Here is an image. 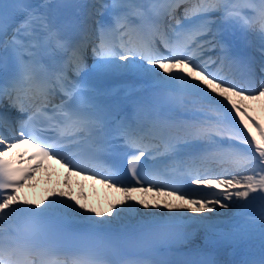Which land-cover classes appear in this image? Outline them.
<instances>
[{
  "label": "snow or ice",
  "instance_id": "snow-or-ice-1",
  "mask_svg": "<svg viewBox=\"0 0 264 264\" xmlns=\"http://www.w3.org/2000/svg\"><path fill=\"white\" fill-rule=\"evenodd\" d=\"M256 111L264 0H0V264H264Z\"/></svg>",
  "mask_w": 264,
  "mask_h": 264
},
{
  "label": "bare ground",
  "instance_id": "bare-ground-1",
  "mask_svg": "<svg viewBox=\"0 0 264 264\" xmlns=\"http://www.w3.org/2000/svg\"><path fill=\"white\" fill-rule=\"evenodd\" d=\"M253 115L256 116L258 119H260V121H261L262 123H264V113H261V112H259V111H256V112L253 113ZM52 168H54V167H52ZM54 169L57 171L56 168H54ZM57 173H60V174H61V179H62V173H63V172L57 171ZM55 179H56V178L53 177V180H54V181H55ZM44 187H50V186H48V185H41L40 188L36 189L35 193L37 194V195H36L37 197L41 195V190H42V188H44ZM84 190H87V192L91 195V192H92V188H91V186H87ZM100 198H101V197H100ZM200 242H201V241H200V239L198 238L197 241H196V243H200ZM220 258H223V257H220Z\"/></svg>",
  "mask_w": 264,
  "mask_h": 264
}]
</instances>
